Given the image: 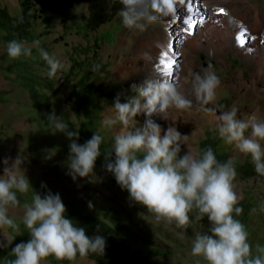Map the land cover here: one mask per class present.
Here are the masks:
<instances>
[{
	"label": "rangeland",
	"instance_id": "1",
	"mask_svg": "<svg viewBox=\"0 0 264 264\" xmlns=\"http://www.w3.org/2000/svg\"><path fill=\"white\" fill-rule=\"evenodd\" d=\"M213 1H218L224 9H237L244 14L239 21L243 24L252 18V6L264 16V0ZM5 2L9 3L7 8L11 14L22 13L23 0H0V6H5ZM187 3L185 0L183 5L177 4L176 19L169 17L163 24L139 32L124 27L119 11L95 30L88 29L87 0H42V5L31 0L27 9L35 18L31 20L30 40L26 44L31 47L32 56L17 60L7 54L8 27L6 23L0 24V176L5 167L3 160L9 158L8 166H11L18 157L17 170L26 175L32 187L26 194L17 193L19 206L9 207L8 214L20 230L0 229V241L12 240L7 247H0V264H9L15 259L12 247L30 238L23 225L24 204L31 203L34 191L43 196L49 190L60 195L66 216L84 227L87 235L105 238L106 248L102 256H77L73 262L57 261L50 256L41 264H206L201 257L192 256L191 248L196 233L207 232L210 227L207 217L197 221L190 214L192 224L186 231L175 224L158 222L144 206L129 199L127 190H122L114 175L104 167V153L112 150L119 128L118 125L107 128L103 124L113 113L115 98L120 96L121 102H125L134 95L130 87L133 83L139 84L153 75L176 82L178 90L193 101L188 110H169L167 120L155 118L162 128L173 124L187 136L180 155L188 149L193 154L199 153L209 145L216 152L224 153L227 160L241 165V170L248 171L246 175L238 171L234 181L242 207V213L235 218L248 231L253 254H259L256 246L264 247V176L255 172L249 154L241 153L234 144L225 143L218 133L219 121L205 112L204 107L217 109V115L236 107L239 119L246 120L254 114L264 120V50L252 52L257 44L260 48L264 46L261 42L264 36L253 42L256 46L250 39L241 47L233 41L227 45V40L219 42L220 45L209 44L208 38L195 45L186 35L187 25L183 23ZM202 4L199 0L196 12L206 14ZM4 19L0 13V20ZM212 23L205 15L201 25L206 28L204 24L208 27ZM31 40H39V48L60 60L63 68L55 78H48V65L38 47L28 43ZM166 50L177 61L171 77L163 74L160 63L161 53ZM257 62L261 65L258 73ZM209 65L221 83L216 89V101L203 106L193 92V74H202ZM81 76L84 88L74 89L68 95L72 83ZM52 112L68 123L70 131L81 130L79 144L90 139L94 132L103 137L102 154L96 161L92 182L79 177L73 181L68 174L71 141L64 133L50 132L47 115ZM136 120L137 127H142L145 117L139 115ZM110 159H115L114 152ZM135 251L141 252L139 258L133 257Z\"/></svg>",
	"mask_w": 264,
	"mask_h": 264
},
{
	"label": "clouds",
	"instance_id": "2",
	"mask_svg": "<svg viewBox=\"0 0 264 264\" xmlns=\"http://www.w3.org/2000/svg\"><path fill=\"white\" fill-rule=\"evenodd\" d=\"M117 2L122 5L118 14L124 27L144 32L149 26L163 24L169 17L176 19L177 4L182 5L184 0H108L109 9ZM33 43L48 65V78H55L63 68L60 60L39 48V40ZM6 51L13 60L32 56L31 47L16 39L7 43ZM193 76L196 100L203 106L214 103L221 81L211 66ZM130 87L134 95L125 102L117 96L112 104V115L103 121L107 128L119 126L112 150L104 153L106 170L114 175L122 190H127L129 199L144 206L158 222L175 224L186 231L192 224L191 215L197 221L207 217L210 227L207 232L196 233L192 256L201 257L206 264H264V247L257 245L259 254L254 255L248 231L235 218L242 213V207L235 191L237 171L234 161H218L210 146L202 153L193 154L188 149L180 155L187 136L173 124L162 128L156 122V117L167 120L171 109H190L193 101L178 90L176 82L156 75L145 77ZM204 111L219 121L218 133L225 143L234 144L241 153L249 154L255 172L264 176V147L261 144L264 120L254 114L246 120L239 119L236 107L218 115L215 108L204 107ZM139 115L145 117L142 127H137ZM47 120L52 134L64 133L71 141L67 167L73 181L77 177L88 178L90 182L95 180L94 169L102 154L103 137L94 132L90 139L79 144V132L70 131L68 123L55 112L48 114ZM249 129L250 135H245ZM112 152L115 153L114 160L110 159ZM8 163L9 158H5L0 176V229L19 232V225L9 216L8 210L20 205L17 193L26 194L32 187L26 175L17 170L18 157L11 166ZM24 208L23 225L30 238L12 247L15 259L9 264H41L50 256L57 261L73 262L77 256L86 258L90 254H104L105 238L87 235L84 227L68 218L58 193L49 190L41 196L34 191L31 203H25ZM11 242V239L0 241V247H7Z\"/></svg>",
	"mask_w": 264,
	"mask_h": 264
},
{
	"label": "bare ground",
	"instance_id": "3",
	"mask_svg": "<svg viewBox=\"0 0 264 264\" xmlns=\"http://www.w3.org/2000/svg\"><path fill=\"white\" fill-rule=\"evenodd\" d=\"M193 1L194 2L192 4V8L197 9V7L195 6L198 4L199 0H193ZM201 1H203L202 5L206 10V14L205 11L204 13L203 12L197 13L195 10L189 13L187 11L188 8V3H187L186 12L183 15V20L186 16H190L192 19V25L191 26L187 25L186 35L188 34V36L192 38L195 45L196 43L198 44L200 43V41L204 40V38H208L209 44L218 43V45H220L219 42L223 40L224 41L227 40V45L229 41H233L234 44L238 45L237 39L242 32H245V30H246L244 36L245 40L249 39V37L252 36L255 37L254 40L250 39L252 41V42L250 41L251 44L253 42H256L258 39H261L264 36V16L260 14L259 9H256V6H252V18L250 19L249 23L243 24L239 21H241L240 19L241 16L244 17L245 15L241 14L237 9H229V10L224 9L223 7L218 5L219 4L217 3L218 1L217 2H214L213 0H209V1L201 0ZM221 8L225 10V14H221L219 12V9ZM262 9H263L262 11H264V6L262 7ZM205 15H208V17L211 18L213 23L211 24V26L208 27L207 24L209 23L204 24L206 28L202 27L203 25L201 24L197 27L196 26L197 21L203 19L204 22ZM255 48L256 49H253L254 51L252 52L258 51V53H261L260 51L263 52L264 50V46L260 48L258 44ZM168 59L171 58L169 56L164 58L165 61H167ZM255 68H257V73H258L261 70V65L257 62V66H255Z\"/></svg>",
	"mask_w": 264,
	"mask_h": 264
},
{
	"label": "trees",
	"instance_id": "4",
	"mask_svg": "<svg viewBox=\"0 0 264 264\" xmlns=\"http://www.w3.org/2000/svg\"><path fill=\"white\" fill-rule=\"evenodd\" d=\"M22 7L24 8L22 10V13L20 15L16 16H9L6 14V12L3 9H0V13H3L4 15V21L0 20V24H7L8 31L5 33L6 40H19V41H29L30 40V24L31 20L35 18L33 14L27 9L28 3L31 0H23ZM88 1V14L86 17V27L90 30H95L97 27H99L101 24L107 22L115 12L119 11L122 5L119 4V2L115 3L111 9H109L108 0H87ZM42 5V2L39 3ZM6 27V26H5ZM82 82V76L78 78L75 82L72 83L71 88L68 92V95H70L72 92H74V89H83L84 84ZM87 120L89 117H86ZM82 136L81 130H79V137ZM82 141V138H81ZM209 147V145L205 146L204 148H201L199 153H202L206 148ZM214 153L216 155V158L220 162H226L227 157L224 153H219L214 150ZM236 171L241 172L242 175H246L248 171L241 170V165H238L234 163Z\"/></svg>",
	"mask_w": 264,
	"mask_h": 264
},
{
	"label": "snow or ice",
	"instance_id": "5",
	"mask_svg": "<svg viewBox=\"0 0 264 264\" xmlns=\"http://www.w3.org/2000/svg\"><path fill=\"white\" fill-rule=\"evenodd\" d=\"M184 3H185V0H184L183 4H184ZM183 4H182V5H183ZM192 4H193V0H188V8H187V11H188L189 13H190L191 11H193V10H195V11H199V9H193V8H192ZM219 12H220L221 14H225V10L222 9V8L219 9ZM202 22H203V19H201L200 21H197L196 26L198 27ZM183 23H184L185 25H189V26H191V25H192V19H191V17H190V16H186V17L184 18V20H183ZM245 32H246V30H245ZM245 32H242V33L240 34V36L238 37V39H237V43H238V45L241 46V47H244V44H245V42H246L245 39H244ZM249 39L254 40L255 37L252 36V37H249ZM261 42L264 43V40H262ZM168 47L171 48L172 46L169 45ZM248 50L251 51L250 48H249ZM169 55H170V53H169L167 50L164 51V52H162V53H161V61H160V63L163 65V69H164L163 74L166 75V76H168V77H171V75H172V68H173V65H175V64L177 63V61H176L175 59H168L167 61H165V60H164V57H168Z\"/></svg>",
	"mask_w": 264,
	"mask_h": 264
},
{
	"label": "crops",
	"instance_id": "6",
	"mask_svg": "<svg viewBox=\"0 0 264 264\" xmlns=\"http://www.w3.org/2000/svg\"><path fill=\"white\" fill-rule=\"evenodd\" d=\"M6 6V7H5ZM5 6L4 5H2V6H0L1 7V9H3L5 12H6V14H8L9 16H16V15H20L19 13H14V14H11L10 12H9V10H8V8H7V6H9V3L8 2H5ZM2 16V15H1ZM28 43H33V41L31 40L30 42H28ZM250 133V132H249ZM250 135V134H249ZM261 144H262V147H264V141H261ZM255 169V168H254ZM262 178V177H261Z\"/></svg>",
	"mask_w": 264,
	"mask_h": 264
},
{
	"label": "water",
	"instance_id": "7",
	"mask_svg": "<svg viewBox=\"0 0 264 264\" xmlns=\"http://www.w3.org/2000/svg\"><path fill=\"white\" fill-rule=\"evenodd\" d=\"M38 4L42 2V0H35ZM141 256V252L135 251L133 252V257L139 258Z\"/></svg>",
	"mask_w": 264,
	"mask_h": 264
}]
</instances>
